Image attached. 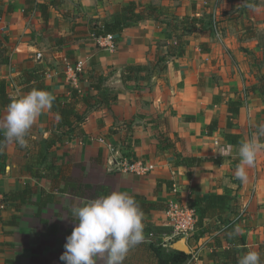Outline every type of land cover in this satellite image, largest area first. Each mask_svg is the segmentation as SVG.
I'll return each instance as SVG.
<instances>
[{
    "label": "crops",
    "instance_id": "crops-1",
    "mask_svg": "<svg viewBox=\"0 0 264 264\" xmlns=\"http://www.w3.org/2000/svg\"><path fill=\"white\" fill-rule=\"evenodd\" d=\"M131 2L140 17L116 36L115 47L95 41L92 26L113 21ZM263 62L264 0H0V80L19 97L28 92L17 80L43 66L53 102L59 96L76 101L86 117L82 135L69 136L53 129L60 117L46 109L25 146L11 143L0 150V264H64L66 238L77 223L71 209L106 196L95 193L99 186L155 204L143 213L144 240L123 264H157L149 245L156 246V234L165 243L172 240L162 234L168 231L169 202L191 204L198 196L230 197L232 209L223 221L234 222L247 247L264 259V152L247 168V181L235 176L241 142L264 123ZM78 63L84 73L76 78L68 71ZM232 102L241 107L229 127ZM6 110L0 108V118ZM61 133H67L65 142H58ZM228 134L239 136L237 143ZM49 139L57 141L51 152L62 166L54 179L35 176L44 168L38 155ZM118 154L156 168L143 177L117 172L111 162ZM176 154L200 164L179 166ZM91 175L94 181L87 180ZM64 176L88 186L87 194L66 191ZM24 192L26 199L10 198ZM219 222L197 227L189 251L168 264H181V258L187 264L193 255L198 259L191 264H213L209 256L220 231H209ZM174 245L163 249L176 250Z\"/></svg>",
    "mask_w": 264,
    "mask_h": 264
},
{
    "label": "clouds",
    "instance_id": "clouds-1",
    "mask_svg": "<svg viewBox=\"0 0 264 264\" xmlns=\"http://www.w3.org/2000/svg\"><path fill=\"white\" fill-rule=\"evenodd\" d=\"M249 8L255 5L248 4ZM52 96L40 89L11 98L6 114L0 118V150L8 144H26V136L37 118L52 107ZM255 133L241 142L240 163L235 176L241 182L248 179L247 168L255 165L264 152V123L254 126ZM77 221L71 235L66 238L65 251L60 260L64 264H123L129 250L144 240L143 212L137 201L127 192L113 191L81 202L71 209ZM236 228L233 235H238ZM238 264H264L261 254L249 250L238 258Z\"/></svg>",
    "mask_w": 264,
    "mask_h": 264
},
{
    "label": "trees",
    "instance_id": "trees-1",
    "mask_svg": "<svg viewBox=\"0 0 264 264\" xmlns=\"http://www.w3.org/2000/svg\"><path fill=\"white\" fill-rule=\"evenodd\" d=\"M29 1V0H28ZM138 6L136 3L131 2L125 6L121 12L114 15L113 21L106 22L101 25L92 26V34L98 36H107L109 34L120 35L126 28H128L133 23L137 22L140 15L137 13ZM151 15L150 12H148ZM44 14V12H43ZM46 17V14H44ZM144 18V16H143ZM182 41V40H181ZM47 69L43 66H38L37 69L30 73L27 72L23 77L17 80L16 86L21 87L22 90L30 92L33 89H40L47 91L48 87L43 82L44 76L46 75ZM8 81L0 80V108L7 109L8 104L11 102V98L17 97L16 94L9 91ZM262 93H264V76L262 79ZM254 90V89H253ZM63 96H59L52 103V107L49 109L51 113L57 114L60 117V121L53 125L55 131H60V129L68 131V135L81 136L82 128L81 124L86 120V117L80 115L76 108L75 102H62L59 99ZM77 97V93L74 92L73 99ZM76 100V99H75ZM241 104L238 102H232L229 104L228 110V126L232 127V119H234L239 114V109ZM58 138V142H65L66 134ZM239 136L228 134L225 136L227 140L237 143ZM56 140L49 139L44 142V145L39 150L38 164L44 165V168H37L35 176L37 177H48L50 179L59 178L62 166L59 165L60 158L51 152V149L56 145ZM171 146V145H170ZM177 159V164L183 167H195L200 164V160L193 157H183L181 154L175 155ZM33 166L29 165V171H33ZM64 181L66 182L65 190L75 196H83L89 190L88 186H83L77 184L72 178H66L64 176ZM85 188V189H83ZM95 193L108 195L111 193V189L105 186H99L95 189ZM27 192L15 193L10 196L12 200H18L20 198L26 199L28 197ZM137 201L141 211L147 213L155 206L153 202H149L146 198L138 195L133 196ZM190 207L193 208L197 215L199 216L198 228H202L206 220L219 219V225L209 231L210 233H215L220 231L214 237V245L212 253L209 256L210 261L213 264H238V258L250 249L247 247L246 242L241 237L240 233L238 235H233L234 222L226 223L223 221V217L228 214L232 209V201L228 196H215L205 199L202 196H198L191 204ZM226 245V247H225ZM149 248L152 249L157 258V264H168L170 260L174 257H180L184 254L178 250H172L167 252L165 249L160 248L158 244H150ZM260 253V252H259ZM261 260L264 259L261 257Z\"/></svg>",
    "mask_w": 264,
    "mask_h": 264
},
{
    "label": "built area",
    "instance_id": "built-area-1",
    "mask_svg": "<svg viewBox=\"0 0 264 264\" xmlns=\"http://www.w3.org/2000/svg\"><path fill=\"white\" fill-rule=\"evenodd\" d=\"M212 26L214 31L219 33V27L216 21H213ZM92 37L103 46L108 44L112 49L115 47V35L109 34L107 36L98 37L92 35ZM41 56V54H38L39 58H41ZM68 72H73V75H75L74 77L78 78V76L84 73V64L78 63L75 68H69ZM111 166L113 170L117 172L130 174L136 177L147 176L156 168L153 164L146 163L143 160H133L121 154L114 157ZM0 208L4 209L5 205H1ZM165 215L167 217V226L173 230L170 238L172 241L178 242L182 239L188 241L196 232L199 219L196 211L190 207V204L183 202L179 198H175L169 202ZM197 259L198 257L193 255L187 264H191L193 261H197Z\"/></svg>",
    "mask_w": 264,
    "mask_h": 264
},
{
    "label": "rangeland",
    "instance_id": "rangeland-1",
    "mask_svg": "<svg viewBox=\"0 0 264 264\" xmlns=\"http://www.w3.org/2000/svg\"><path fill=\"white\" fill-rule=\"evenodd\" d=\"M261 65L264 66V62H263ZM87 180H88V181H94L95 178L93 177V175H91V176H87ZM168 205H169V204H168ZM167 208H168V206H167ZM166 210H167V209H166ZM166 210H165V211H166ZM165 217H166V215H165ZM198 219H199V216H198ZM166 221H167V217H166ZM166 223H167V222H166ZM166 228L168 229V231L165 230L162 234L165 233V234H170V235H171L172 232H173V230H172L171 228H169V227H166ZM207 231H208V230H207ZM163 237H164V236H162V235L159 236V234H156L155 237H153L154 242H155L156 244H158V245L160 246V248H163V244H167V243H168V244H169V243H172V244L175 243V244H176V243H177V242L172 241V240H170V241H168V242L165 243V242L163 241ZM179 241H180V240H179ZM179 241H178V242H179ZM150 251H151V250H150ZM151 254H152V253H151ZM180 260H181V264H183V263L186 261L185 258H181Z\"/></svg>",
    "mask_w": 264,
    "mask_h": 264
},
{
    "label": "water",
    "instance_id": "water-1",
    "mask_svg": "<svg viewBox=\"0 0 264 264\" xmlns=\"http://www.w3.org/2000/svg\"><path fill=\"white\" fill-rule=\"evenodd\" d=\"M174 249L178 250L181 253H187L189 251V248L187 246V240L186 239H182L179 242H177L174 245Z\"/></svg>",
    "mask_w": 264,
    "mask_h": 264
}]
</instances>
